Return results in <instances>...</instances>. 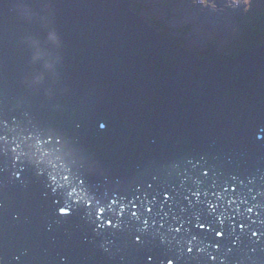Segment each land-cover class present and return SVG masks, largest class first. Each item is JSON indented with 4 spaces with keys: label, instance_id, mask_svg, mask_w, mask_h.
Segmentation results:
<instances>
[{
    "label": "water",
    "instance_id": "95a60500",
    "mask_svg": "<svg viewBox=\"0 0 264 264\" xmlns=\"http://www.w3.org/2000/svg\"><path fill=\"white\" fill-rule=\"evenodd\" d=\"M132 5L0 0V264H264V46Z\"/></svg>",
    "mask_w": 264,
    "mask_h": 264
},
{
    "label": "rangeland",
    "instance_id": "374dc122",
    "mask_svg": "<svg viewBox=\"0 0 264 264\" xmlns=\"http://www.w3.org/2000/svg\"><path fill=\"white\" fill-rule=\"evenodd\" d=\"M132 1L134 15L148 23L158 34H164L169 43L172 44L171 40H185L194 48L206 50L210 59L227 62L264 46L263 42L254 48L244 47L243 51L237 47L239 45L241 48L244 43L238 19L263 15L264 0ZM153 22L159 29L166 28V32L156 29Z\"/></svg>",
    "mask_w": 264,
    "mask_h": 264
},
{
    "label": "trees",
    "instance_id": "16d2710c",
    "mask_svg": "<svg viewBox=\"0 0 264 264\" xmlns=\"http://www.w3.org/2000/svg\"><path fill=\"white\" fill-rule=\"evenodd\" d=\"M262 14L263 15H254L253 17H249V18L247 17L245 19L242 18L238 19V21L241 22L240 27L243 33L242 41H244L245 44L242 43L241 48L239 45L237 46V43H235L234 45L239 47L240 51H243L244 47L250 49L264 42V13ZM153 26L156 27V29H159L154 22H153ZM160 30L162 32L163 31L166 32L167 29L163 28V29H159V31ZM179 34H181V31L179 32Z\"/></svg>",
    "mask_w": 264,
    "mask_h": 264
},
{
    "label": "bare ground",
    "instance_id": "6f19581e",
    "mask_svg": "<svg viewBox=\"0 0 264 264\" xmlns=\"http://www.w3.org/2000/svg\"><path fill=\"white\" fill-rule=\"evenodd\" d=\"M135 16V15H134ZM136 17V16H135ZM140 20V19H139ZM161 33V32H160ZM162 34V33H161ZM163 35V37H164V34H162ZM161 35V36H162ZM169 40V39H168ZM172 41V45H174L175 47L177 46V43H175L176 41H174V40H171ZM219 47V46H218ZM228 55V54H227Z\"/></svg>",
    "mask_w": 264,
    "mask_h": 264
}]
</instances>
